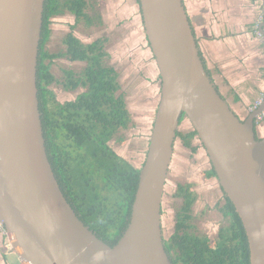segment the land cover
I'll list each match as a JSON object with an SVG mask.
<instances>
[{"label":"water","instance_id":"1","mask_svg":"<svg viewBox=\"0 0 264 264\" xmlns=\"http://www.w3.org/2000/svg\"><path fill=\"white\" fill-rule=\"evenodd\" d=\"M46 0H0V220L23 264H173L162 202L181 119L204 146L243 223L250 264H264V137L218 91L183 0H139L161 97L131 218L111 246L80 219L49 160L38 65ZM264 28V24L262 26Z\"/></svg>","mask_w":264,"mask_h":264},{"label":"trees","instance_id":"2","mask_svg":"<svg viewBox=\"0 0 264 264\" xmlns=\"http://www.w3.org/2000/svg\"><path fill=\"white\" fill-rule=\"evenodd\" d=\"M94 11L93 0H46L38 65L39 101L48 157L65 197L80 219L100 239L114 246L129 224L140 168L110 145L119 132L130 128L133 115L119 72L108 63L109 40L99 38L85 43L75 33L80 22L87 27L103 24L99 15L91 16ZM65 15L75 17L76 25L62 39L63 50L52 52L48 48L52 19ZM59 59L85 64L77 72L64 71L59 82L67 91L81 90L71 102H60L51 88L58 84L52 67ZM196 137L195 130L177 132L184 147L194 153ZM215 177L214 170L207 174V178ZM176 197L183 203L176 215L174 233L169 240L164 238L173 264H250L243 223L227 196L221 212L228 224L221 228L215 243L196 232L193 206L198 195L193 185L180 184Z\"/></svg>","mask_w":264,"mask_h":264},{"label":"crops","instance_id":"3","mask_svg":"<svg viewBox=\"0 0 264 264\" xmlns=\"http://www.w3.org/2000/svg\"><path fill=\"white\" fill-rule=\"evenodd\" d=\"M102 1L93 0L94 7H101ZM107 1L114 3L115 6V8L112 6L114 12L109 15V18L113 31L118 30L119 41L116 45L112 41L116 36L115 31L113 32L114 37H112L113 35H102L87 39L80 34L78 28L88 27L83 22L76 25L75 17L70 15L68 16L72 17L74 21L64 37L71 31L72 26L76 25L75 33L85 43L99 38H108L107 51L110 54V59H116V62L113 61L110 65L119 72L121 77L117 65H122V62L126 61L127 66L135 72V77H138L137 81L147 90L142 96L145 98L142 102L145 105L140 106L139 109L142 113H148L143 117L146 120L144 122L151 123L155 120L161 97V78L145 34L140 5L137 0ZM183 1L212 81L234 112L242 120L247 119L264 91V40L256 34L258 26H260V30L264 29L262 28L264 0ZM102 22L103 24L99 25L101 27L106 25L104 17ZM61 60L65 62L66 68L59 70L56 75L58 80L56 90L59 89V92L55 90V94L60 102H71L78 97L81 90L67 91L59 82L63 80L64 71L71 69L77 72L85 64L70 62L67 59L57 61ZM78 63L83 66L80 65L81 68L76 70L73 67H78ZM182 131L188 132L187 130ZM257 132L261 138L264 137V123L258 125ZM182 145L184 147L183 142ZM0 264H23L18 253L13 250L9 239L0 241Z\"/></svg>","mask_w":264,"mask_h":264},{"label":"rangeland","instance_id":"4","mask_svg":"<svg viewBox=\"0 0 264 264\" xmlns=\"http://www.w3.org/2000/svg\"><path fill=\"white\" fill-rule=\"evenodd\" d=\"M112 6L115 8L114 3L103 0L101 2V7H96L94 13L91 14L90 12V14L91 16L99 15L101 18L104 17V19H106V25L103 27L98 26L97 28L79 27L78 30H80V34L89 39L97 38L102 35L112 36L113 32L115 31L116 36L112 41H114L116 45L117 41H119L117 34L118 30L115 29L113 31V26L110 23L111 19L109 18V15L113 14L114 12L112 10ZM73 21V18L69 17L68 15L52 19V37L48 44V48L52 52H58L59 50L63 49V44L61 41L66 32L69 30V26L73 23ZM112 37H114V35ZM115 60V58L109 59L108 63L112 64ZM80 65L83 66V64L80 63L78 67L74 66L73 68L79 70L81 68ZM117 67L120 70V81L122 83L123 90L127 93V102L129 108L135 117L130 128L128 130L119 132L111 141L110 145L113 147L116 153L124 157L135 167L141 168L146 159L149 140L154 123V120L151 123H145L144 121L146 120H144L143 117L148 115V113H142L139 109L140 106L145 105V103H142L145 99L142 98V96H144L147 90L141 86L140 82L137 81L138 77H135V72L127 66L126 61L122 62V65H117ZM63 68H66V65L62 60L57 61V63H55L52 67L55 75H57L59 70ZM56 85L57 84L51 87L54 92L57 87ZM56 91L59 92V89ZM60 99L63 100V98ZM179 129L192 131L193 127L188 119H184ZM176 142L174 161L171 166V173L168 176V182L165 188V195L163 199L162 226L164 238L169 240L175 230V214L178 210L180 201L173 198L172 196L175 194L177 184H186L188 182L195 185V190L199 196V199L196 202V213L203 210L207 212L205 223L203 224L201 222L195 221L196 225L205 227L209 234L211 233L213 235L218 233L220 226L223 225V223L220 224L222 220L221 215L216 209L217 212L215 213L214 210V212L210 213L211 216L209 217V207L211 209H215V205L217 204L218 206V202L221 200L220 186L219 183L215 182V180H205L201 173L203 169L209 168V164H207L209 159L206 156L204 149L199 147L201 144L197 142V139L193 141L194 144H197L199 147V151L195 156L192 155L189 149L183 147L182 141L179 138L176 140ZM213 221H215L214 224L216 223L215 229L212 226Z\"/></svg>","mask_w":264,"mask_h":264},{"label":"flooded vegetation","instance_id":"5","mask_svg":"<svg viewBox=\"0 0 264 264\" xmlns=\"http://www.w3.org/2000/svg\"><path fill=\"white\" fill-rule=\"evenodd\" d=\"M126 97H127V94H126ZM197 139V142H199L200 144H201V146H199V147H202L203 149H204V152L206 153V150H205V148H204V146L202 145V143L200 142V140H199V138L198 137H196L194 140H196ZM193 140V141H194ZM176 144V143H175ZM199 144V145H200ZM193 145L194 146H196L197 147V151L194 153V152H192V150L191 149H189L190 150V152L192 153V155H196L197 154V152L199 151V147L197 146V144H194V142H193ZM174 152H175V146H174ZM206 156L208 157V155H207V153H206ZM208 159H209V157H208ZM173 161H174V155H173ZM173 161H172V163H173ZM207 164H209V168H205V169H203L202 170V176H203V178L205 179V180H207V181H211V180H215V182L216 183H219L218 182V179H217V177H215V178H207V174L209 173V172H211V170H213V166H212V164H211V162H210V160H208V162H207ZM205 165V164H204ZM171 166H172V164H171ZM170 173H171V167H170V170H169V173H168V176L170 175ZM167 180H168V178H167ZM167 182L168 181H166V185H167ZM209 183H211V182H209ZM181 183H179V184H177V187H176V191H175V194L172 196L173 198H175V199H178L180 202H179V206L183 203V200H182V198H178V197H176V194H177V190H178V186L180 185ZM186 184H191V185H193V190L196 192V190H195V185L193 184V183H186ZM214 184V183H213ZM220 186V185H219ZM165 188H166V186H165ZM220 188V190H221V196H220V201L218 202V206H217V204L215 205V209H211L210 207H209V217L211 216V214L210 213H212V212H214V210H215V213L218 211L219 213H220V215H221V222H220V224L221 223H223V225H221L220 226V228H219V230H218V233H215V234H209L207 231H206V228L205 227H203V226H199V225H196V223H195V221H197V222H201V223H205V219H206V216H207V212L206 211H200V212H198V213H196V203L194 204V206H193V217H194V224H195V226H196V232L199 234V235H202L203 237H206V238H208L212 243H215V241L217 240V237H218V235H219V231L221 230V228H223L225 225L224 224H228V218H226L223 214H222V212H221V208H222V205L226 202V194L224 193V191L222 190V188H221V186L219 187ZM196 194L198 195V193L196 192ZM164 195H165V191H164ZM163 199H164V196H163ZM198 199H199V196H198ZM198 201V200H197ZM196 201V202H197ZM198 208V207H197ZM216 209H217V211H216ZM178 210H179V207H178ZM178 210H177V212H178ZM177 212H176V214H175V219H176V215H177ZM162 215H163V202H162ZM214 222L215 221H213V227H214V229H215V226H216V223L214 224ZM214 231H216V230H214ZM172 236V235H171Z\"/></svg>","mask_w":264,"mask_h":264},{"label":"built area","instance_id":"6","mask_svg":"<svg viewBox=\"0 0 264 264\" xmlns=\"http://www.w3.org/2000/svg\"><path fill=\"white\" fill-rule=\"evenodd\" d=\"M256 34L259 38H263L264 40V29L260 30V26H258V30L256 31ZM264 103V91L261 93L259 99L257 100L255 106L253 109H257ZM264 120V111L256 118V123H260ZM4 239H9L10 241V236L8 235V232L4 226V224L0 220V241ZM11 243V242H10Z\"/></svg>","mask_w":264,"mask_h":264}]
</instances>
